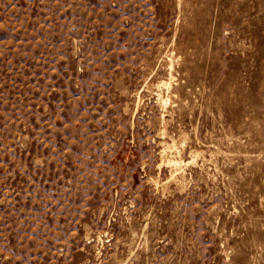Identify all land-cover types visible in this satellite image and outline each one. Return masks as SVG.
Here are the masks:
<instances>
[{"label": "rangeland", "instance_id": "rangeland-1", "mask_svg": "<svg viewBox=\"0 0 264 264\" xmlns=\"http://www.w3.org/2000/svg\"><path fill=\"white\" fill-rule=\"evenodd\" d=\"M0 264H264V0H0Z\"/></svg>", "mask_w": 264, "mask_h": 264}]
</instances>
